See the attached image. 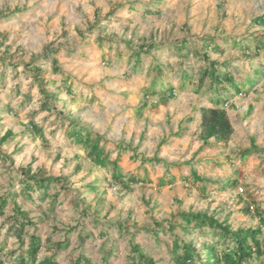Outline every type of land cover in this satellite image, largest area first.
Instances as JSON below:
<instances>
[{"label":"rangeland","instance_id":"obj_1","mask_svg":"<svg viewBox=\"0 0 264 264\" xmlns=\"http://www.w3.org/2000/svg\"><path fill=\"white\" fill-rule=\"evenodd\" d=\"M263 16L264 0H0V137L13 132L0 144V197L9 200L0 217L3 259L27 257L36 234V264L53 254L57 264L83 255L95 264H134L136 244L158 264H178L174 248L183 240H194L203 257V242L224 246L209 229L186 233L178 225L184 211L208 212L234 230L264 225V75L254 72L264 68V46L251 57L242 47L251 54L264 43ZM210 38L223 53L206 47ZM152 42L160 47L138 61L135 51ZM205 51L237 68L246 79L241 94L212 89L209 78L198 89ZM37 66L51 99L40 91ZM219 97L234 133L228 144L205 143L201 109ZM31 120L41 130L32 131ZM74 122L95 132L106 165L87 157L95 140L85 146L70 136ZM114 162L127 179L143 181L130 190L115 183ZM23 166L68 178L52 182L45 200L38 190L26 198ZM11 191L32 220L24 244L10 228ZM253 264H264V255Z\"/></svg>","mask_w":264,"mask_h":264},{"label":"trees","instance_id":"obj_2","mask_svg":"<svg viewBox=\"0 0 264 264\" xmlns=\"http://www.w3.org/2000/svg\"><path fill=\"white\" fill-rule=\"evenodd\" d=\"M151 11V10H150ZM149 11V12H150ZM263 19L258 18L257 21L260 22ZM234 46L241 45L240 42L233 41ZM264 46V43L261 42L257 44L254 52H249L250 46L245 45L243 47V54L246 57L250 55H258V49ZM158 44L154 42L150 44H142L140 49L135 51L137 54L138 61H141L142 53L146 52L147 54L153 53V50L158 48ZM206 47L210 48L215 52L223 53L225 50L224 46L219 44H215L213 38H210L209 42L206 43ZM183 50V49H182ZM187 48H184V52L180 51L181 60L184 63V73L186 81L191 80V75L189 73V66L187 64L188 52ZM201 55L202 53L199 52ZM203 59L206 61V66L203 69L202 75L199 77L197 81L198 89L200 90L205 83L206 78L210 79V87L216 90H229V87H233L236 93L241 94L243 92L242 87L246 82V79L242 77H238V70L236 67L231 66L230 63L226 64L225 68L220 66V62L218 60H211L209 57V52L205 51L202 54ZM251 57V56H250ZM53 62L55 65L58 64V59L53 58ZM36 79L39 80L40 91L43 93L45 98H49L50 94L48 93L45 87V80L41 78L42 69L40 66L34 68ZM257 75H264V68L258 67L254 70ZM159 73H164V70H160ZM238 79H241L242 82H238ZM251 81V80H250ZM252 82V81H251ZM174 87L169 86L167 91L169 94H173ZM224 103V99L219 97L214 101L213 106L211 107H202V122H201V138L205 143H208L212 138L217 141L228 144L232 134L234 133V127L231 122L230 116L228 114L227 109L222 106ZM47 106V105H46ZM59 117H64L60 112ZM74 129L71 131L70 136L73 137L78 143L84 144L85 146L92 143L95 140L93 149L87 152V157L93 163H97L100 165H106V154L105 149L98 144V138L95 139L93 137L95 132L85 127L78 122H74ZM30 129L32 131L41 130L39 125L31 120ZM13 135L12 130H8L2 137H0V144L4 143L9 139L10 136ZM152 161L161 162L163 159L155 156L151 158ZM80 167V166H79ZM21 170V181L23 188L21 189L22 196L26 198H32L30 195L31 191H42L43 196L42 199L45 200L46 197H49V190L51 188L52 182L56 183H64L67 176L60 175H45L43 170L38 169L36 171L32 170L31 166H23L20 168ZM194 178L198 181H203L204 178L198 174L197 170L193 169ZM113 179L115 183H122L123 187L126 190L131 189V185L134 183H138L141 180L136 176H131L128 179L122 172L119 171L117 164L114 162V173ZM166 183V182H162ZM8 197L12 200L14 204V213L15 215L11 217L14 219V223L10 226L12 230H15L17 234L18 240L20 244L25 243L24 233L26 226L32 223V220L29 218V212L23 209V207L18 203L16 197L17 192H9ZM9 200L7 197H0V217L6 214L5 207L8 205ZM54 202H52L51 208L53 209ZM247 212H250V208L247 207ZM183 221L178 225L186 232L191 233L193 236L196 235V231L199 230V234L206 233L212 231L216 235L223 237L224 241L221 244L224 246L219 247L216 241L212 242H203V249L205 251V257L202 256L198 246L195 244L194 240H183L182 243L176 244L174 248L175 260L178 264H253L254 260L260 258L264 255V240L261 235L264 232V225H260L259 227H248V228H238L236 230L232 229L229 224L225 221H220L219 218L209 214L204 211L197 212H182L181 214ZM9 219V218H8ZM263 223H264V219ZM174 227V225L172 224ZM89 235L83 236V241ZM66 243L62 242L58 244V249L65 247ZM42 248V240L36 234L31 236L30 246L28 250L27 257L22 255L18 261H12V264H36L38 261L39 252ZM179 249L182 251L180 252ZM3 249L0 247V253H2ZM133 253H137V257L140 262L134 261V264H158V262L152 256L143 252L139 245H135L133 247ZM136 255H134L135 257ZM200 258V262L197 263V259ZM135 259V258H134ZM93 264V261L83 256H79L73 264ZM39 264H57L56 254H53L50 257L45 258L43 261H40Z\"/></svg>","mask_w":264,"mask_h":264},{"label":"built area","instance_id":"obj_3","mask_svg":"<svg viewBox=\"0 0 264 264\" xmlns=\"http://www.w3.org/2000/svg\"><path fill=\"white\" fill-rule=\"evenodd\" d=\"M1 261L3 262V264H12V263H10V262H8V261H6V260L3 259L2 253H0V262ZM15 264H19V263H15Z\"/></svg>","mask_w":264,"mask_h":264},{"label":"crops","instance_id":"obj_4","mask_svg":"<svg viewBox=\"0 0 264 264\" xmlns=\"http://www.w3.org/2000/svg\"><path fill=\"white\" fill-rule=\"evenodd\" d=\"M88 235H90V234H88ZM84 256L90 258L89 256H86V255H84ZM90 259L93 261V264H95L94 260L92 258H90Z\"/></svg>","mask_w":264,"mask_h":264}]
</instances>
